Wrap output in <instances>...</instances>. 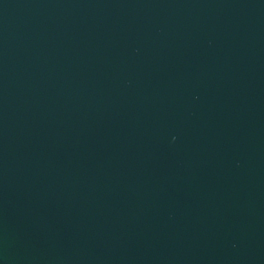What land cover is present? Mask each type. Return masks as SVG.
I'll use <instances>...</instances> for the list:
<instances>
[{
  "label": "water",
  "instance_id": "obj_1",
  "mask_svg": "<svg viewBox=\"0 0 264 264\" xmlns=\"http://www.w3.org/2000/svg\"><path fill=\"white\" fill-rule=\"evenodd\" d=\"M0 264H264V0H0Z\"/></svg>",
  "mask_w": 264,
  "mask_h": 264
}]
</instances>
